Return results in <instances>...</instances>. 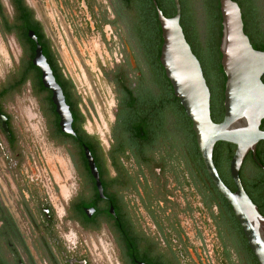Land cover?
<instances>
[{
  "label": "flooded vegetation",
  "instance_id": "1",
  "mask_svg": "<svg viewBox=\"0 0 264 264\" xmlns=\"http://www.w3.org/2000/svg\"><path fill=\"white\" fill-rule=\"evenodd\" d=\"M42 1L71 10L82 33L98 34L92 43L103 52L95 60L98 81L89 80L90 68L78 57L73 68L89 94L103 89L105 102H94L85 89L82 96L29 0H17L23 19L12 0L10 10L0 0L1 45L12 37L20 51L12 61L0 45L6 59L0 74V264H247L242 230L213 190L191 122L160 64L162 38L119 34L123 14L132 11L124 0ZM41 34L71 132L62 130L52 91L32 63L36 44L42 51ZM19 98L29 105L26 121L15 114ZM93 112L100 121L96 132L87 127ZM220 149L234 186L229 162L235 145ZM257 177L264 180V142L239 169L241 184Z\"/></svg>",
  "mask_w": 264,
  "mask_h": 264
},
{
  "label": "water",
  "instance_id": "2",
  "mask_svg": "<svg viewBox=\"0 0 264 264\" xmlns=\"http://www.w3.org/2000/svg\"><path fill=\"white\" fill-rule=\"evenodd\" d=\"M221 34L218 50L220 66L225 76L223 87V116L214 122L210 116V91L197 57L187 43L180 25L181 7L173 0L175 13L166 17L152 0L156 10L162 44L159 61L186 116L191 122L196 144L206 173L213 186L229 204L246 243L258 264H264V215L245 192L239 169L245 155L253 152L259 141H264L260 129L264 119V51L254 49L243 31L240 8L234 0H218ZM36 40L32 31L28 33ZM32 63L41 71V82L52 91V101L60 117L63 131L71 132V115L61 88L36 44ZM218 141L235 145L229 162V173L234 184L230 190L221 180L212 160L213 147ZM89 166L96 171L86 151Z\"/></svg>",
  "mask_w": 264,
  "mask_h": 264
},
{
  "label": "trees",
  "instance_id": "3",
  "mask_svg": "<svg viewBox=\"0 0 264 264\" xmlns=\"http://www.w3.org/2000/svg\"><path fill=\"white\" fill-rule=\"evenodd\" d=\"M158 8L163 15L170 17L175 13L173 0H155ZM237 2L243 22V31L248 36L249 41L254 49L264 51V0H234ZM17 9V13L25 17L18 9L17 0H12ZM125 6L135 10L134 15V35L140 40H156L161 42L160 28L157 21V15L152 0H124ZM181 7L180 25L187 43L193 54L199 60L203 76L210 91V116L214 122L222 119V108L219 97L222 99L225 76L220 66V53L218 50L219 39L221 34V18L219 12L218 0H179ZM201 7L204 15V27L201 30L197 19V8ZM17 15V14H16ZM19 15L17 18L19 19ZM17 20V19H16ZM29 28H33L29 26ZM37 32V31H36ZM40 34V33H39ZM42 45V52L48 62L52 61V53L46 43L43 35L39 38ZM33 49V47H32ZM264 83V74L261 76ZM260 129H264V119L261 120ZM264 141H259L257 146ZM231 143L218 141L213 148V161L218 170L219 177L223 183L230 189L234 186L227 181V176L223 169L225 159L220 155V146ZM230 149V148H229ZM226 176V177H225ZM242 186L257 206L258 211L264 215V180L254 178L253 181L242 183ZM218 199H221L229 209L226 200L216 192ZM247 264H258L252 252L246 243ZM250 257V259H249Z\"/></svg>",
  "mask_w": 264,
  "mask_h": 264
},
{
  "label": "rangeland",
  "instance_id": "4",
  "mask_svg": "<svg viewBox=\"0 0 264 264\" xmlns=\"http://www.w3.org/2000/svg\"><path fill=\"white\" fill-rule=\"evenodd\" d=\"M6 10H10V7L7 3V0H1ZM29 2L34 6L35 9V16L39 20V22L42 24L43 29L45 30L46 35L52 39L53 45L55 49L57 50L61 62L64 64V66L69 69L71 72L74 81L76 82V85L78 89L81 91V94L83 96V89L87 92L85 86V81L82 78L81 71L77 68H73V64L75 65V60L77 62V57L80 59L82 65L84 64L85 67L90 68V79L93 80L95 83L98 81V73L97 70L94 68L95 62L98 60V56L103 54V52H99L94 50V47L92 46V43L96 41L98 34L95 33H82L81 30V21L78 20L71 10H68L66 7L60 8L57 4L52 2H47V5L42 0H29ZM77 10V9H76ZM78 14V12H75ZM135 10L131 12H125L123 16L126 18V21L118 24L116 31L119 29V34H122L126 38H133L137 39L134 35V19L132 15H134ZM197 19L198 24L203 30L204 27V15L202 12V9L200 6L197 8ZM113 30V33L116 38H119V35L116 34V31ZM108 33V32H107ZM4 37V36H3ZM81 40H89L92 42H89L90 45L85 42L83 44ZM3 46L4 50L6 49L8 54L10 55L12 61L17 60L19 57V47L14 41L12 37H4L3 38ZM5 50V54L7 53ZM100 50H103V47H100ZM4 54L0 53V74L4 73V69L6 67V59L3 56ZM96 60V61H95ZM83 61V62H82ZM87 71V70H86ZM89 77V74H88ZM102 93H98V96L96 94H93L92 92L89 94L87 92V96H91L92 100L94 102H98L101 98L105 102V99L103 98L104 91L103 89L100 90ZM99 99V100H98ZM28 102L24 100V98L15 99L13 101L15 114L19 119L25 120V111L26 108L29 106L27 104ZM93 118L94 121L87 122L88 129L96 132L98 131V125H100L99 118L97 115L93 112ZM24 121V122H25Z\"/></svg>",
  "mask_w": 264,
  "mask_h": 264
}]
</instances>
